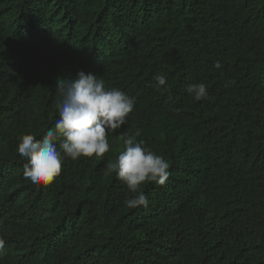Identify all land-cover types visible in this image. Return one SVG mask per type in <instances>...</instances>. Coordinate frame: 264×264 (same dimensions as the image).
Here are the masks:
<instances>
[{
    "label": "trees",
    "instance_id": "obj_1",
    "mask_svg": "<svg viewBox=\"0 0 264 264\" xmlns=\"http://www.w3.org/2000/svg\"><path fill=\"white\" fill-rule=\"evenodd\" d=\"M192 2L0 0V264H264V0H220L225 32L207 51L204 29L181 24ZM81 70L134 96L133 111L103 157L66 159L53 182L33 184L18 137H42L58 119V81ZM198 82L208 90L200 101L186 92ZM232 93L252 105L241 116L246 138L206 150L217 168L192 133L211 113L239 110ZM171 114L183 146L164 137ZM137 132L170 175L141 186L146 207L129 208L134 193L106 165L123 150L119 136Z\"/></svg>",
    "mask_w": 264,
    "mask_h": 264
},
{
    "label": "clouds",
    "instance_id": "obj_2",
    "mask_svg": "<svg viewBox=\"0 0 264 264\" xmlns=\"http://www.w3.org/2000/svg\"><path fill=\"white\" fill-rule=\"evenodd\" d=\"M220 0H193L182 7V14L187 24L185 30L192 32L199 27L205 31L204 49L212 50L213 38L224 31L223 16L227 7L220 10ZM195 12L187 16L186 10ZM214 68H222L221 61L214 62ZM156 87L165 86L167 78L164 74L153 76ZM56 92L60 99L56 103L58 119L46 129L40 139L33 134H22L18 137L16 151L26 161L23 165V176L33 184H50L61 173L66 159L78 160L80 157H103L110 149L108 135L120 129L133 111L136 98L118 87H106L103 79L92 72L79 71L75 77L66 81H58ZM186 92L196 101L208 97L207 85L204 82L189 84ZM239 97L236 104L239 110L228 113L222 109L207 115L206 121L196 127L192 133L196 150L214 167V159L206 152L208 148L220 149L223 142L240 134L241 143L246 138L242 127L243 109L252 106L241 101L240 93L231 94ZM164 137L169 143L183 146L185 132L183 122L176 114H171L160 123ZM139 132L119 136L123 150L116 158L107 163L109 173H115L133 196L126 200L129 208L147 206V195L141 186L148 182L164 185L169 177L168 160L153 151L142 139ZM239 147L230 149L233 158L240 155ZM5 240L0 237V256H3Z\"/></svg>",
    "mask_w": 264,
    "mask_h": 264
}]
</instances>
